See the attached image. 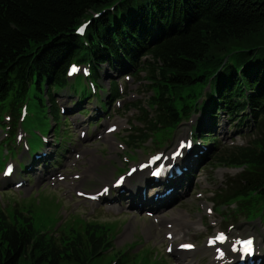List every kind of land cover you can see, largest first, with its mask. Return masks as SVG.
<instances>
[{"label": "trees", "instance_id": "1", "mask_svg": "<svg viewBox=\"0 0 264 264\" xmlns=\"http://www.w3.org/2000/svg\"><path fill=\"white\" fill-rule=\"evenodd\" d=\"M71 62L89 66L88 80L67 76ZM104 65L122 76L145 71L152 111L138 105L136 141L154 135L162 145L194 113L213 120L226 113L254 128L246 145L217 153L241 170L213 195L219 207L234 204L228 217L264 218V0H0V123L5 113L16 126L30 101L57 118L58 91L100 97L89 81L108 94L99 99L106 110L120 96L115 78L107 89L99 84ZM199 124L194 139L217 143ZM37 144L36 151L41 137ZM23 219L0 212V264H97L109 247L103 225L58 236Z\"/></svg>", "mask_w": 264, "mask_h": 264}, {"label": "rangeland", "instance_id": "2", "mask_svg": "<svg viewBox=\"0 0 264 264\" xmlns=\"http://www.w3.org/2000/svg\"><path fill=\"white\" fill-rule=\"evenodd\" d=\"M108 68L104 66L100 71L101 85L106 88L109 76L115 78L120 97L111 101L105 113L97 111L95 96L90 101L87 98L81 102L68 90L58 91L55 95L57 106L64 109L57 118L45 113L46 106L41 107L33 101L29 102L27 114L19 119L16 129L15 122L8 126L11 121L2 113L0 212L5 220L29 222L23 219L26 217L37 229L46 233L57 231L58 236L71 233V230L82 232L86 224L103 225L108 230L104 238L110 243L97 264H115L118 258V262H122L120 264H141L143 256L148 264H210L216 250L229 252L230 242L244 236L254 237L261 250L259 264H264V218L249 220L244 214L228 217L229 208L234 204L219 207L213 195L227 177L241 170L238 166L217 160V153L221 149L231 150L235 146L246 145L255 134L254 128L239 125V119L234 116L225 113L212 121L205 117L211 129L207 132L208 127H205L203 133L212 135L217 143L201 142L199 152L197 149L198 153L193 152L191 158L189 151L185 150L186 141L182 142L180 153L181 156L186 155L180 163L183 172L170 180L167 187L163 185V195L154 194V185L147 181L152 190H138V196L145 198L152 192L154 197L163 199L159 202L164 201V196L170 197L157 209L150 206L135 208L127 200V194L135 192L134 185L141 178L136 175L125 178L122 183L132 192L125 190L118 194L120 189L116 190L117 187L110 188L106 197L101 196L98 200L89 197L111 187L120 173L125 177L130 164L144 162L156 152L166 155L175 152L178 142L188 136L192 124L199 119V113L192 114L188 121L175 127L159 147L154 145V135L144 142H139L140 138L136 142L131 136L137 133L136 128L142 127L138 123L141 116L138 105L152 111L148 102L152 91L147 87L145 71H139L137 76H122ZM105 97L107 94L102 92L101 98ZM50 124H53V129L47 133ZM108 126L115 129L108 131ZM41 133L45 135L47 149L39 155L37 163L33 162V169L24 143L27 141L31 153L36 149ZM56 140L59 143H55ZM25 158L28 159L25 164L29 165L21 169ZM186 158L195 159V163L187 164ZM7 163H13L15 167V173L9 178L3 175ZM189 165L190 170L187 168ZM52 172L58 173L59 179L53 177ZM16 180L20 183L16 184ZM171 188L172 194L167 191ZM172 222H177L174 233L169 228ZM219 230L227 234L228 241L208 247V237H213ZM181 242H191L194 248L181 251L176 247ZM168 247L173 249L172 252L168 253ZM215 263L218 264L217 261Z\"/></svg>", "mask_w": 264, "mask_h": 264}, {"label": "bare ground", "instance_id": "3", "mask_svg": "<svg viewBox=\"0 0 264 264\" xmlns=\"http://www.w3.org/2000/svg\"><path fill=\"white\" fill-rule=\"evenodd\" d=\"M202 122H203V124H208V122H206L205 121V119H203L202 120ZM219 126H220V124H219ZM218 126V127H219ZM109 127V126H108ZM46 148L44 147V150H45ZM82 153H83V151H82ZM182 153H180V155H181ZM38 157H39V155H35V156H33V157H28V159H29V161L30 162H32L31 164H32V166H33V169H34V163L36 162L37 163V159H38ZM191 158V157H190ZM28 159L27 158H25L24 159V163L26 162V161H28ZM167 160H169V161H173V159L172 158H168L167 157ZM34 162V163H33ZM186 163V162H185ZM195 163V159L194 160H192V159H187V164H194ZM89 168V167H88ZM87 168V169H88ZM188 169L190 168V165L187 167ZM187 169V170H188ZM190 170V169H189ZM15 173V169H13V171L12 172H10V174L8 175V176H6V175H4V177L5 178H9V177H12L13 176V174ZM51 175L53 176V177H55V178H57V179H59V175H58V173H56V172H52L51 173ZM127 178V177H126ZM84 179V178H83ZM110 188H112V189H115V188H117V187H115V186H111V187H107V189L108 190H105L104 191V193L102 194V195H100V196H102V197H106V195H107V193H108V191H109V189ZM143 189H145L146 191H149V190H152V187H150V186H148L147 184H141V185H139V186H136V189H135V192L134 193H130V194H127V200L129 201V203H132V206L133 207H135V208H139V207H142V208H146V207H151V208H154V209H157V207H159L161 204H163V202H166V201H168V199H170V197H168V196H164V201L163 202H159V201H161V200H163L162 198H158V197H154V194L155 193H159L160 195H163V189H164V186H160L158 189L157 188H155L152 192H154V194L152 193V192H149L148 193V195L145 197V198H142V196H138V194H137V192H138V190H143ZM116 190H118V188L116 189ZM118 194L120 193V190L117 192ZM171 194H172V192H171ZM130 197V198H129ZM108 199H105V201H107ZM124 200H125V198H124ZM177 224V222H172V225L169 227L170 228V230L174 233V232H176V229H175V225ZM172 242V241H171ZM178 244H181V243H178ZM173 250V249H172ZM213 258H214V255H213ZM216 259H217V257H216ZM216 259H211V262H210V264H216L215 263V261H216ZM178 264H180V263H178ZM187 264H195L194 262H189V263H187Z\"/></svg>", "mask_w": 264, "mask_h": 264}, {"label": "snow or ice", "instance_id": "4", "mask_svg": "<svg viewBox=\"0 0 264 264\" xmlns=\"http://www.w3.org/2000/svg\"><path fill=\"white\" fill-rule=\"evenodd\" d=\"M86 26H87L86 24H85V25H82L79 29H77V31H79V32H83V31L85 30V27H86ZM76 71H78V69H77L75 66H73V67L71 68V70H70V74H71V73H74V72H76ZM11 170H12V169H11V166H9V168H8V172H11ZM117 183H119V181H118ZM216 239H217V240H220V241H223V239H224L223 234H219V235L216 237ZM209 243H213V241L210 240ZM181 247L190 248V247H192V246H191V245H182ZM233 250H236V249L234 248ZM241 251H242L243 253H245V254H249V255H250V254L253 252V241H252L251 239H248V240H246V241H243Z\"/></svg>", "mask_w": 264, "mask_h": 264}]
</instances>
